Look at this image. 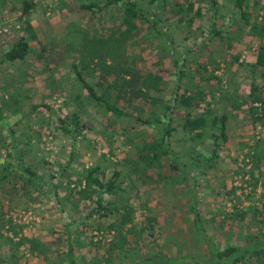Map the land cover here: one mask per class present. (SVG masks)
Wrapping results in <instances>:
<instances>
[{"label": "rangeland", "instance_id": "obj_1", "mask_svg": "<svg viewBox=\"0 0 264 264\" xmlns=\"http://www.w3.org/2000/svg\"><path fill=\"white\" fill-rule=\"evenodd\" d=\"M108 1L0 0V60L21 38L30 45L24 61L0 63V264H69V242L76 264H133L158 253L209 258L174 164L197 185L205 233L220 250L264 242V67L255 66L264 45V0H247L245 15L237 0H137L159 15L158 27L137 18V29L116 51L107 50L106 40L124 29L123 2L81 9ZM25 2L33 4L29 16ZM190 3L192 12L177 14L176 4ZM27 20L35 38L25 32ZM104 62L114 65L121 85L127 78L136 89L148 74L164 77L163 91H150L156 101L130 87L121 99L113 94L118 108L153 125L117 116L90 98L76 69L101 94L97 84L112 80ZM186 92L195 95L190 109L178 101ZM208 112L206 128L184 129L188 113ZM214 117L225 118L226 140L211 127ZM157 119L174 130L170 154L153 157L149 146L161 138ZM62 120H69L70 133ZM216 143L218 157L209 165ZM94 169L103 182L114 181L113 191L93 185L96 192H83ZM100 196L120 213L92 214ZM129 205L134 213L125 231L132 246L124 257L108 248ZM250 261L264 264V248Z\"/></svg>", "mask_w": 264, "mask_h": 264}, {"label": "trees", "instance_id": "obj_2", "mask_svg": "<svg viewBox=\"0 0 264 264\" xmlns=\"http://www.w3.org/2000/svg\"><path fill=\"white\" fill-rule=\"evenodd\" d=\"M119 1H122L124 4V11H123V21L121 27L124 29L121 30L120 33H118V38H116V35L110 36L109 39L106 40V43L108 44V49L111 51H116L118 48L122 47V44L125 42V40H128L129 36L137 29V25L135 23V20L139 17L146 18L150 22H152V25L154 28L158 27V18L159 15L155 12H151L149 9L147 10L141 1L137 0H110L108 1L104 6L98 5L95 3H89V4H82L81 9L88 10V11H102L105 6L113 5L118 3ZM155 2L156 0H152ZM167 2V0H166ZM247 5V0H237V6L240 10L241 14L245 15V7ZM33 7V4L30 2L24 3V16H29L31 12V8ZM177 7V14H185L192 12L194 10V4L190 3L187 7H185L183 4H176ZM193 21V19H191ZM25 32L27 35H29L32 38H35L36 34L34 31L33 25L29 22V20L25 21ZM114 34V33H113ZM164 35V34H163ZM110 44V45H109ZM122 49V48H121ZM30 52V45L26 37L21 38L14 46L13 48L5 54V56L0 60V63L5 62H16V61H24L28 54ZM108 53V52H107ZM110 58H113V55L110 53L108 54ZM180 62V59L178 60ZM177 62V63H178ZM105 69L104 74L106 75V78H111L112 80L108 83V85H104L102 82L100 84H97V86L102 90V93L100 94L98 90H96V87L89 83L86 78L84 77L83 73L81 71H78L76 69V74L78 81L82 85L84 89L88 92L90 98H92L99 107L112 112L120 117L130 118L133 119L135 122L142 124V125H153V123L150 120H145L140 117H134L131 114H128L124 112L122 109L118 108L115 104L112 103L113 94L116 92V99H121L122 94L124 90H127V87H130L133 94L136 96H142L144 99L156 101L155 98H153L150 95V91H163V85L165 84L164 77L160 74L152 73L148 74L146 78L142 81V89H136L132 85L135 83L127 80L125 78L124 84H120V81L118 78L113 77V71H114V65H108L106 62L102 65ZM256 67H264V45H262L259 48V52L257 54L256 58ZM103 67L100 68L101 71H103ZM77 68V67H76ZM86 68H84L85 70ZM94 71V70H93ZM90 72H92L90 70ZM95 72V71H94ZM115 72V71H114ZM178 83H180L184 71L180 70L178 72ZM179 88V85L177 86ZM195 100V95H188L187 92L180 95V98H178L179 105L186 107L188 109L192 108L194 106L193 101ZM171 107L166 109H170ZM167 111V110H166ZM211 113L208 112L206 115H202L197 118H193L191 113H188L185 120L184 129L195 132V131H201L202 129L206 128L210 122L207 119V116H210ZM74 127L76 130H81L80 120L78 118H74ZM225 118L219 119L214 117L211 122L212 128H217L220 135L217 136L220 139L226 140V123ZM157 127L161 133V138H159V141L153 145H150L149 147L157 151V153L154 154L153 157H157L158 155H169L170 151L167 150V140L169 137H171L173 128L172 124L165 125L162 123L161 120L157 119ZM63 127L67 133H70V129L68 128L71 124L69 120H62ZM219 143H216L214 154L212 155L211 159H209L208 164L210 165L211 162L213 163L217 157H218V149H219ZM154 159V158H153ZM151 158V160H153ZM156 160V159H154ZM5 168H8L6 166ZM21 168L23 169L24 173L29 175L30 179H34L36 177V174L28 167L21 162ZM173 169L178 171L183 179L186 182V185L188 187V190L190 192L191 196V204L190 209L191 213L193 214V220L194 225L197 228L198 233L202 236L203 240L205 241L209 252L210 257L207 259H199L194 258L191 256H181L177 258H171L167 254L164 253H158L150 258H145L140 260L139 262H133V264H253L250 259L255 254H261L264 248V242H262L260 239H256L254 243L250 245L245 246H238V247H228L224 250H220L217 245L212 242V240L206 235L205 229L203 226L201 213L199 210V202L200 197L197 193V185L196 184H189L191 182V177L187 170L180 166L174 164ZM98 169H94L90 171L87 175L85 188L83 189V192L90 191L92 194L96 192V190H93V185H96V187L102 192H111L114 188V181H109L107 183L103 182L99 177L95 176V173ZM116 177L119 176V173H115ZM196 180V178H194ZM194 180L192 182H194ZM102 196L99 197L97 200V209H95L92 214H98L101 217H107L114 213H120V210L117 208L111 209L102 204ZM134 209L129 205L126 206L123 209V213H121V224L118 227H115L117 233V238L113 240V243L111 246H109V250L111 251H120L124 254V257H128L130 247L132 246L130 240H129V232L131 230H126V227L132 222L130 220L131 215L134 213ZM129 247V248H127ZM68 261L69 264H76L75 256H74V245L72 242H69V252H68Z\"/></svg>", "mask_w": 264, "mask_h": 264}]
</instances>
